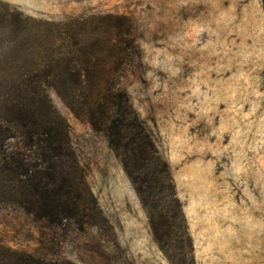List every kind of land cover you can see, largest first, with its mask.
I'll use <instances>...</instances> for the list:
<instances>
[{
    "label": "rangeland",
    "instance_id": "374dc122",
    "mask_svg": "<svg viewBox=\"0 0 264 264\" xmlns=\"http://www.w3.org/2000/svg\"><path fill=\"white\" fill-rule=\"evenodd\" d=\"M91 14L133 21L131 121L96 130L47 88L85 171L81 219L0 200V264H264V0H0V151L48 23Z\"/></svg>",
    "mask_w": 264,
    "mask_h": 264
},
{
    "label": "trees",
    "instance_id": "16d2710c",
    "mask_svg": "<svg viewBox=\"0 0 264 264\" xmlns=\"http://www.w3.org/2000/svg\"><path fill=\"white\" fill-rule=\"evenodd\" d=\"M48 26L49 49L34 55L39 60L34 66L43 74L18 80L5 101L2 120L17 141L0 151V200L55 223L81 219L87 181L69 124L47 88H55L70 110L96 130L131 121L119 78L132 67L139 48L133 21L123 14L76 16ZM119 106L123 113L114 116ZM124 166L142 196L140 176L134 177L128 163ZM142 202L148 209V201L142 197Z\"/></svg>",
    "mask_w": 264,
    "mask_h": 264
}]
</instances>
